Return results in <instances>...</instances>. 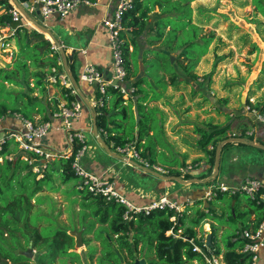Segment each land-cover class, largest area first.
I'll use <instances>...</instances> for the list:
<instances>
[{
	"label": "trees",
	"instance_id": "trees-1",
	"mask_svg": "<svg viewBox=\"0 0 264 264\" xmlns=\"http://www.w3.org/2000/svg\"><path fill=\"white\" fill-rule=\"evenodd\" d=\"M5 1L7 0H0V4L5 5V10L0 13V29L11 23V13L8 11L10 4ZM191 1L132 0V6L124 13L123 23L130 29L131 34L127 37L121 31V47L127 79L135 87V90L129 98H124L116 88L108 86L106 94L102 96V105L92 106V110L96 113L95 122L98 131L106 144L112 145L114 150L118 145L134 141L143 158H147L151 163H155L156 158H160L154 151L153 142L158 139L160 130L158 122L162 119V115L160 114L158 117V106H150L149 103L156 102L161 98L163 95L161 89L163 88L160 89V87L162 86L165 87L168 84L175 90L179 89L180 81L175 70L176 67L181 68L186 75L190 76L193 83H197L198 75L193 71V68L214 37L213 33L202 34L200 23L192 21ZM253 1L255 8L264 16V0ZM155 8H158V11L154 12L155 16L152 17L150 13ZM143 34H146L145 40L148 45L163 44V47L156 49L146 47L142 57L143 62L145 57L152 53L153 58L151 59H157L159 63L158 68L162 73H159L156 80L153 79L156 88L149 82L147 75L138 73L136 64L138 58L137 37ZM32 37L39 40L32 42L30 39ZM12 38L17 42V51L13 60L6 62L10 68L0 67V81L21 85L24 80L28 92L12 93L15 95L13 106L0 105V117L10 110L21 113L31 120H34L33 114H38L41 122L51 121L53 114L59 111L61 101H65L69 105L77 98L75 94H71V87L58 81L50 83L47 79L51 73V67L58 61V55L51 52L47 46L48 42L40 34L28 28L18 27L14 34L7 37V39ZM197 39L202 42H198ZM252 45L257 48L255 43ZM41 48L43 49L41 50ZM177 49H180L178 58L175 62L170 63L168 55L162 53V50H169L173 53ZM162 56H166L167 59ZM70 72L79 83L80 80L74 72L73 64L70 65ZM164 75H167V80ZM210 78L211 73L204 75L202 80H210ZM30 79L33 83L32 86L29 85ZM49 85L59 88L60 98L49 94ZM87 86L92 88L95 98L100 96L96 85L88 84ZM248 103L251 105L250 108L264 114V102L255 105L251 102ZM4 123H10V120L7 119ZM206 125V127L196 126L194 131L199 136L197 139L199 148L210 156L209 162L212 166L218 141L230 138L228 132L231 127L230 123L221 125L207 122ZM242 131L245 133L246 128L244 127ZM241 137L242 140L237 144L242 147H255L252 144L253 135ZM210 144L212 145L211 149L208 148ZM229 144L230 142H226L223 146ZM79 146L76 139L69 156L61 155L47 160L46 168L39 178L28 163L20 158L21 153L11 159L7 158V155L16 149H9V141L1 147L0 157L3 159L0 161V264H30L28 257L20 251L31 241L33 248L37 247L40 250L43 248V251L36 256L37 264H53L57 256L60 259L79 257V253L74 249V237L67 232L76 224L68 225L66 228L53 226L52 218H45L41 214V208L35 209L36 204L42 200L41 196H35L36 193L41 191L44 186L51 191H56L61 189V185L67 186V189L62 190L64 193L74 196L71 199L73 203L80 199L79 196L81 197L80 210L85 211H83V217L77 219V223L86 225L83 234L93 232L94 239L100 242L101 255L98 264H103V262L123 264L119 259L118 252L122 255L125 263H131L135 258L143 257L146 264H184L185 261L192 260L208 264L198 253L191 250L188 240L182 237L175 238L166 233L170 229L174 231L180 229L183 235L191 238L196 235V228L203 231L202 223L205 221L207 213L201 208L202 201L199 197L190 206L193 215L188 221H186L185 211H183L181 215H177L173 222L170 218L176 212L168 208L155 209L147 214L139 212L134 214L131 219H124L123 213L126 207L120 202L115 199L108 200L103 195H95L77 188L80 177L74 172L71 164ZM260 150L263 149L260 148ZM28 154L35 156L33 152ZM175 162L179 163V160H173L169 164ZM182 163L184 164V161ZM183 164L180 165L186 166ZM89 169L93 171V168ZM189 171L191 170L187 171L184 178L189 177ZM209 177L211 178V175ZM56 181H58L57 184H55ZM227 195L237 200L239 194L223 193L215 199ZM33 198L37 202H33ZM248 201L249 210L237 211L236 203L234 206L230 205L234 211L227 216L228 220L231 221L240 216L247 217L240 228L236 227L228 233L222 231L219 245H216L215 242L219 230L218 222L214 219L217 224H211L210 245L215 247L216 254H222L225 264H249V254L241 251L246 241L241 231L243 229L254 230L264 220V205L249 198ZM251 214H253V218H250ZM213 216L220 220L224 214L214 210ZM96 222L99 223L98 227L95 226ZM83 241L88 247L92 239L84 238ZM95 250V246L89 250L90 258Z\"/></svg>",
	"mask_w": 264,
	"mask_h": 264
},
{
	"label": "rangeland",
	"instance_id": "rangeland-1",
	"mask_svg": "<svg viewBox=\"0 0 264 264\" xmlns=\"http://www.w3.org/2000/svg\"><path fill=\"white\" fill-rule=\"evenodd\" d=\"M190 6L193 8L192 21L194 23H200L199 25L202 26V34L213 33L214 37L211 39L204 54L200 56L198 63L193 68V71L198 75L197 83H193L190 76L186 75L181 68L176 67L175 70L180 81L179 89L175 90L168 84L165 85V87H163L162 84H159V86H162L160 89L163 88L161 89L163 95L158 102H155V105L158 106L159 112L163 114L162 125L164 130V141L169 145L168 147L173 150V153L170 152V156H161L160 160L162 161L166 157L173 158V156H183L186 161L185 165H190L192 167L191 169H196L200 166L199 158L203 157L205 154L201 152V149L198 146L197 138L199 136L195 133L194 128L196 126L206 127L207 122L224 124L228 121L224 113H228L229 116L234 118V120L238 115H246L248 118H252L254 123L252 127L256 128L254 129L253 134L254 143L258 145L264 144V137L261 136L264 132V122L258 118L256 109L250 108L251 105L248 103L251 102V104H255L264 101V25L261 26L258 23L259 21L262 22L264 20L262 16L254 12L251 0H193L190 3ZM156 11L158 10L155 8V10L150 13L152 17H154V12ZM4 33L6 34L5 31ZM144 35L139 38V44L142 49L144 47L150 49L163 47V44L161 43L148 45L147 41L144 39ZM30 39L32 42H36L37 38L32 37ZM4 41L5 45L2 47L4 51H2L0 55V67L10 68V66L6 65V62H11L13 60L17 51V42L14 38H5ZM197 41L202 42L200 39H197ZM6 43H8V45H6ZM252 43H255L257 48H255ZM8 49L12 52L11 58L7 57L9 54L6 53ZM179 52L180 49L173 51V54H175L173 62L177 60ZM149 55H147V58L145 57L146 59L143 61L144 70H142L144 74L148 76L150 82V79L154 81L153 79L156 80L159 76V63L157 62V59L150 60L153 56L152 53L150 55L151 57ZM3 56L8 59L5 60ZM162 58L167 59L166 56H162ZM168 59L170 63H173L170 61L169 56ZM137 68L138 70L141 69L140 62L137 63ZM31 69L33 68L31 67ZM210 73V80H202L204 75ZM164 78L167 80V75H164ZM29 85H33L31 79ZM152 85L156 88L154 84ZM49 87V94L60 98L59 88L54 85H49ZM22 91L28 92V87L24 80H22L21 85L0 81V105L12 107L15 101V95H12V93L18 94ZM64 102L65 101L61 102L59 106ZM8 112L11 113L10 110H8ZM33 116L37 123H41L38 114H33ZM170 118L171 120L169 122L168 120ZM6 119L10 120L11 118ZM236 124L237 123L234 122L233 130L238 134L239 129L235 128ZM2 127L3 126L0 123V130ZM232 132L230 138H234ZM65 139L66 137L64 138V141L67 143V140ZM232 141H230L229 145L223 147L219 154L218 179H227L230 175L235 173L227 172V168L224 165L226 157H228V166L235 167H229L230 171L237 170L239 168L237 167V164H244L246 169H255V177L262 176L264 173V158H262L264 155V149L260 150V147L242 148L237 144H234ZM221 142L222 141H218V144H221ZM94 144V141L91 140V148ZM18 147L15 146L14 141H11L9 144V149L16 148L13 152L15 155L23 153ZM68 147L69 146H67L65 150H67ZM59 152L65 153L61 150ZM94 153L96 154V152H92L90 153V157L86 156V158H84V164L86 166L91 167L93 165L92 163L95 159ZM196 154L202 155L197 156ZM104 155L106 158H109L110 161H116L119 166L124 167V165H122L124 163L123 161L119 162L116 157H111L108 154ZM2 159L3 158L1 157L0 161H2ZM136 164L138 163L136 162ZM125 167L124 168L127 171L126 176L131 180L136 181L140 186L153 188L158 183V181L151 176V174H153L151 171L142 172L139 168L137 171V168L132 164H126ZM179 173L181 176L185 175L184 171H181V168ZM180 174L178 175L180 176ZM39 177L41 176H37V178ZM176 180L177 179H172L171 181H173L175 187L178 188L181 183ZM227 182L237 183L230 181ZM57 183L58 181H56L55 184ZM207 185L208 183L204 189ZM190 186L193 189L199 190L204 186V183L197 182L196 184H190ZM63 189H67V186L61 185V189L56 191H51L44 186L43 189L35 195L41 196L42 198L40 203L36 204L35 209L37 207L41 208V214L44 215L45 218H52L54 222L53 226L66 228L68 225L70 226L75 223L76 225L69 228L67 232L74 228L80 229L81 226L86 227L84 224L77 223V219H81L84 215L83 211H85L80 210L79 202H81V197L79 196L80 199L73 203L71 199L74 196H68L62 191ZM32 200L34 202L36 199L33 198ZM231 200L228 196L214 199L210 202V212H206V220L209 221L215 219L218 222L219 234L221 233L223 226L225 227L223 229L224 233H228L236 227L240 228L247 217L240 216L231 221L227 219V216L232 213L230 206ZM237 203V211L249 210L250 208L248 196L246 194H239L237 196ZM214 209H220L223 212L224 216L220 220L213 216L212 212ZM95 226L98 227L99 223L96 222ZM207 226L208 225H205V227ZM199 231L202 232L200 229ZM82 237L83 239L91 238L92 241H90L88 247L85 245L76 248L74 245V249L79 253L78 258L67 257L60 259V257L57 256L53 261V264H98L99 256L101 255L100 242L94 239L93 232L82 234ZM215 242L216 245L220 244L218 241ZM94 246L96 247V250L90 258L88 253L89 250L94 248ZM27 247L28 244L24 246L21 251H24ZM42 249L43 248L40 250L37 247L33 248L31 241L32 254L28 257V262L30 264H37L36 256L43 251ZM103 264H110V262H103ZM184 264L201 263L199 260H192L185 261Z\"/></svg>",
	"mask_w": 264,
	"mask_h": 264
},
{
	"label": "built area",
	"instance_id": "built-area-1",
	"mask_svg": "<svg viewBox=\"0 0 264 264\" xmlns=\"http://www.w3.org/2000/svg\"><path fill=\"white\" fill-rule=\"evenodd\" d=\"M21 1L22 2L19 6L11 5L8 9L11 13V23L18 21L19 25L16 28H12L10 23L4 27L8 32L5 31V34L2 30L0 33V55L2 51H4L2 47L5 45V38L14 34L18 27H25L33 32L42 34L48 42L47 46L50 48L51 52L58 55V61L51 67V73L48 75L47 79L50 83L58 81L63 85L71 87V94H75L77 96L67 73L61 66L62 62L60 60V50L65 48V44L53 39L50 35L42 31L38 24L32 22L29 15H33L35 13L36 6L38 5V10L42 19H46L54 14L57 15L59 19H62L70 11L76 9L80 5H95L96 1L33 0L32 3H30V0ZM1 6H3V4H0V7ZM131 6L132 0H115V7L112 15L104 18L102 21L108 32V41L111 50V74L106 76L103 71L91 63H85L79 74L80 81L89 85H96L100 94L98 98L93 100L92 106L102 105V96L106 94L108 86L116 88L125 98L131 96L135 90V87L127 79L121 47L122 40L120 36L121 31L125 28L123 15ZM23 7L26 11L25 13H22ZM6 45H8V43H6ZM81 51L84 50L81 49ZM6 53H9L7 56L8 58L12 57V52H10L9 49ZM7 57H4V59L7 60ZM83 107L84 104L77 96V98L70 102L69 105L66 102L62 103L59 106V111L53 114V118L62 117V125L57 126V128L64 130L66 133L68 146L72 148L76 139L80 144L74 154V159L71 164L74 172L80 177L77 188L95 195H103L108 200L115 199L120 202L126 207L123 213L124 219H131L134 214L139 212L147 214L155 209L168 208L176 212V214L170 218L173 222H175L177 215H181L187 205L193 204L192 200L180 202L163 195L155 200H152L146 205H137L116 189L115 182L113 180L102 178L86 167L84 164V158L88 150V143L84 132L91 133L92 123L81 129L74 127L72 124L73 119H77L81 116ZM257 114L258 118L264 122V114H261L258 111ZM0 118V123L3 126L0 130V149L6 142L9 141L10 144L11 141H14L15 146H19L18 148L23 151L20 158L28 163L37 176L42 175V171L46 168L47 160H51L57 156H69L71 154L69 153L71 152V149L69 152L62 153L43 143L44 136L50 128L53 127V123L51 121L37 123V121L28 119L18 112H7ZM6 118H11L10 123H4L7 121ZM115 150L123 157L125 162L134 166L136 165L142 172L153 170L162 174L169 173V170L163 166L157 163H151L147 158H143L139 150L136 148L134 141L118 145L115 147ZM29 152L35 153V156H30L28 154ZM14 155V153L8 154L7 158L11 159ZM130 160H134L138 164L135 162L132 163ZM191 168L192 167L190 165H186L181 168V171H184V174H186L187 170H190ZM209 180L210 182H208L207 187L199 197L202 201L200 206L205 212H209V207L205 205V202H208L209 204V202L214 200L219 194L223 193H227L229 195L246 194L250 200L264 205V181L258 177L246 176L237 183H229L218 179L216 176L212 178L209 177ZM166 233L173 235L175 238L182 237L183 239L188 240L191 245V250L198 253L206 261V263L225 264L222 255L215 253V247L207 244V235L209 232L206 230L203 229L201 233L197 232V234L191 238L183 235L180 229L177 231L170 229L166 231ZM241 234L246 240L241 248V251L249 254V264H259L261 258H264V220H262V222L254 230L243 229Z\"/></svg>",
	"mask_w": 264,
	"mask_h": 264
},
{
	"label": "crops",
	"instance_id": "crops-1",
	"mask_svg": "<svg viewBox=\"0 0 264 264\" xmlns=\"http://www.w3.org/2000/svg\"><path fill=\"white\" fill-rule=\"evenodd\" d=\"M95 1H96L95 5H80L76 9L70 11L62 19H59V17L55 14L51 15L50 17H48L46 19H42L41 14L39 13V10H38V5L36 6L35 13L33 15H29L32 22L38 24L40 28L43 27V29L41 28L42 31H44L45 33L50 35L53 39L58 40L60 42H63L65 44V48H64L65 52H67V53L73 52L72 58L70 60L68 59V61H67V66H68V69L70 70V65L73 64L74 72L77 75V77H79V74H80L82 67L85 63H91V64L95 65L101 71H103L106 76H109L111 74V70H112V67H111V50H110L109 41H108V32H107V29L105 28V26L103 25L102 21L104 20V18L110 17L112 15L114 7H115V0H95ZM5 2L7 4H10V6L11 5H18L19 6L22 1L21 0H7ZM32 2H33V0H30V3H32ZM253 2L254 1L251 0V4L253 6L254 12L256 14H259L260 16H262V18L264 20V16L262 15V13H260L255 8V5L253 4ZM156 9L158 10V8H156ZM4 10H5V5L0 7V13L3 12ZM192 10H193V8H192ZM25 12L26 11L24 10V7H23L22 13H25ZM258 23L261 26L264 25V21H262V22L259 21ZM2 30H3V32L4 31L8 32L7 29L2 28V29H0V33L2 32ZM123 32L127 37L130 36V34H131L130 29L127 27L124 28ZM40 36H42V34H40ZM145 36H146V34L144 35V39H145ZM42 37L45 39L44 36H42ZM141 37H142V35L137 37V43H138L137 57L138 58H137L136 64L138 62H140L142 64V67L140 66L141 69L138 70V73L144 74V72H143V70H144L143 64L144 63L142 62V57H143L142 54H143L144 49L146 47H144L143 49L141 48V46L139 44V38H141ZM37 40H39V39H36V41ZM42 49L43 48H41V50ZM81 49H83L84 51H81ZM130 49H132V46H130ZM151 58H153V56ZM60 60L62 62V59H60ZM61 66L63 69L62 63H61ZM141 70H142V72H141ZM158 72L161 74V70H158ZM79 85H80L82 92L84 93L86 98L89 100L90 104L92 105V102L95 99L92 88H89L87 86L88 84L85 82H82V81L79 82ZM61 102H63V101H61ZM263 102H260V103H263ZM150 103H152V104H150ZM150 103H149L150 106L155 105V102H150ZM255 104H253V105H255ZM160 114L162 115V119L158 122V128L160 129L159 130V136H158V139H156V141L153 142V145H154L155 153L158 154L161 158V156H170L171 155L170 152L173 153V150H171L168 147L169 145L164 141V130H163V125H162L163 114L161 112H158L157 116L160 117ZM224 115L226 116L228 121L224 124H221V125H225L227 123H230L231 129L228 132V134L230 136L231 132L233 131L232 135L234 136L235 140L232 142L234 144H237L238 141L242 140V137L240 138V136H243L245 138L248 135L254 134V129H256V128L252 127L254 125L252 118H248L246 115L245 116L238 115V117H236L234 120V118L229 116L228 113H224ZM170 120H171V118L168 121L170 122ZM51 122L53 123V127L50 128V130L44 136L43 143L48 145L49 147L55 149V150H58V151L61 150L63 152H67V150H68V152H69L71 149L70 147H68V149L65 150V148L68 146L66 141H64V138L66 137V133L64 132V130L57 128V126L62 125V117H54L51 120ZM234 122L237 123L235 128L239 129L238 134H236V132L233 130ZM91 123H93L92 115H91L90 110L86 107H83L81 116L79 118L72 120L73 126L78 128V129L85 128ZM244 127L246 128L245 133H243V131H242V129ZM84 135H85V138H86L87 143H88V150H87L86 156L90 157V153L96 152V154L94 153L95 159H94V162L92 163L93 165L91 166V168H93L92 172L101 176L102 178H107V179L110 178L111 180H113L115 182L116 189L120 193L125 195L130 201H132L133 203H135L137 205H146V204L150 203L152 200H155L158 197L163 196V195H166V196H168V198L173 199V200H177L180 202H182V201L185 202L187 200H192L194 202L195 199H197L198 197L201 196L202 191L207 184V181H206L207 178H209V176L212 175V173L214 172V165L211 166L210 162H209L210 156L208 154H205L202 150H201V152L204 153L205 155L203 157L199 158L200 166L196 169H190L191 171H189V177L188 178H183V177H185V175L181 176V174L179 173L180 168L183 167L180 164H183L182 162L184 161L183 165H185V162H186L185 158L183 156H178V157L173 156V158L166 157L162 161L160 160V158H156V160L154 162L160 164L161 166H163L164 168L169 170L170 173L162 174V173L156 172V174L155 173L151 174V176L155 180H157L158 183L153 188H146V187L140 186L139 184H137L136 181L131 180L128 176H126V173H127L126 169L127 168L125 166L128 163L125 162V160H123V157L120 154H118L116 152V150L113 149L114 147L112 145H110L109 147L111 149H113L112 151L115 152L116 154H118V156H114L111 153H108L97 142V140L95 139V137L93 136L92 133L84 132ZM261 136L264 137V132L262 133ZM91 140L94 141V143H95L94 145H92V148L90 145ZM252 141L254 142L253 138H252ZM223 144L220 146L219 154L221 153L223 147H226V146H223ZM65 145H67V146H65ZM237 145L239 147H242L240 144H237ZM261 145H264V144H261ZM159 146H160V148H159ZM255 147H260V146H258V144H257V145H255ZM255 147H253V148H255ZM208 148L211 149L212 145L211 144L208 145ZM242 148H251V147H242ZM104 154H106V155L108 154L111 157L118 158L119 162L123 161L125 164L123 163L122 165H124V167L126 169L123 166H119V164L116 161H112V160L110 161V159L106 158ZM201 155L202 154L197 155V156H201ZM86 156H85V158H86ZM227 158L228 157H226L225 163H224L225 167L227 168V172H230V173L235 172V173L233 175H230V177H228L227 179L220 177L221 179H224V180H227L230 182H239L242 178H244L246 176H256V175H254L255 169L254 168H247L246 169L244 167L245 166L244 164H241V165L237 164V167H239V168L237 170L230 171L229 167H231V168H235V167L228 166V164H227L228 159ZM262 158H264V155ZM176 159L179 160V163L175 162V163L169 164V162L176 160ZM214 159H215V157H214ZM92 161H93V159H92ZM130 161H132V163L135 162L134 160H130ZM256 161H257V159H256ZM86 167L88 169L90 168L89 166H86ZM136 168H137V166H136ZM243 169H245V170H243ZM137 171H138V168H137ZM171 172H173V173H171ZM176 174H180V176L176 175ZM186 174H187V172H186ZM175 177H178V178L182 177L183 180H185L186 182H181L180 180L177 179L178 181L177 180L176 181L181 183V184L178 188H176L175 184H173V181H171L172 179H176ZM216 177L218 178V172L216 174ZM257 177L264 181V173L262 176H257ZM189 179H197L198 181L195 180L192 182H187V180H189ZM197 182L204 183V186H202V188L199 190L193 189L190 186V184L191 185L196 184ZM228 197L230 198V200L232 199L230 202L231 206H234L235 203H236V205H238V203L236 202L237 201L236 199H233L231 196H228ZM190 206L191 205H187L185 210H184L185 215H186V221L190 220V218L193 215V210H192V208H190ZM208 206H209V212H210V210H211L210 204H208ZM232 208L233 207H231V209ZM217 211L219 213L222 212L220 209ZM233 211H234V209H232V212ZM250 218H253V214L250 215ZM212 223L217 224V222L214 219L209 220V221L205 219V221L202 223L203 224L202 228L204 230H206L207 232H210ZM205 225H208V226L205 227ZM208 228H209V230H208ZM224 228L225 227L223 226L221 233H222ZM196 230H197V232L201 233L199 231V228H196ZM197 232H196V234H197ZM221 233L220 234L217 233L215 241H218V242L220 241ZM139 247H140V245H139ZM220 255H222V254H220ZM140 258H143V257H140ZM259 264H264V258H261Z\"/></svg>",
	"mask_w": 264,
	"mask_h": 264
},
{
	"label": "water",
	"instance_id": "water-1",
	"mask_svg": "<svg viewBox=\"0 0 264 264\" xmlns=\"http://www.w3.org/2000/svg\"><path fill=\"white\" fill-rule=\"evenodd\" d=\"M19 25V22L18 21H14L11 23V27L12 28H16L17 26ZM43 29V27H41ZM164 54L168 55L169 58H170V61L173 62L174 61V58H175V54H173L172 52H170L169 50H162ZM60 56H61V59H62V64H63V69L64 71L67 73V76L71 82V85L72 87L75 89L78 97L81 99V102L84 104V106H86L90 112H91V115H92V119H93V123H92V130H91V133L93 134V136L95 137V139L97 140V142L108 152V153H111L112 155L114 156H118V154H116L115 152H113L110 147L106 144V142L103 140V138L101 137L99 131H98V128H97V125H96V122H95V115L96 113L92 110V105L90 104L89 100L86 98V96L84 95V93L82 92L81 88H80V85L79 83L76 81L75 77L73 76V74L70 72V70L68 69V66H67V61L68 59L70 60L73 56V52L72 53H67L64 51V49H61L60 50ZM140 66L142 67V64L140 63ZM150 83L151 84H154L153 81L150 79ZM235 138H228L226 140H223L221 142V144L223 143H226V142H229V141H232L234 140ZM221 144H218L217 145V148H216V151H215V159H214V172L212 173L211 175V178L212 177H215L217 172H218V164H219V150H220V146ZM254 146L257 145L255 144L254 142L252 143ZM260 146L261 148L264 149V145H258ZM152 173H155L154 171H152ZM176 179L180 180L181 182H186L185 180L181 179V178H178V177H175ZM197 179H189L187 180V182H192V181H195ZM209 178H207L206 181H208ZM198 181V180H197ZM205 205L208 206V202H205ZM85 227L84 226H81L80 229H71L68 233L72 236L75 237V247L78 248V247H82V246H85V243L83 241V237H82V234H83V231H84ZM211 239H212V234L211 232L208 233L207 235V244L210 245L211 243ZM20 253H22L23 255H25L26 257H30L31 254H32V250H31V242H29L28 244V247L24 250V251H20ZM118 256H119V259L120 261L123 263V264H146V261L144 258H135L131 263H125L124 262V259L122 257V255L118 252L117 253Z\"/></svg>",
	"mask_w": 264,
	"mask_h": 264
}]
</instances>
